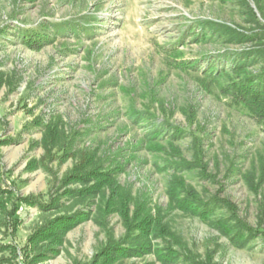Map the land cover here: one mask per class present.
<instances>
[{"label": "rangeland", "instance_id": "rangeland-1", "mask_svg": "<svg viewBox=\"0 0 264 264\" xmlns=\"http://www.w3.org/2000/svg\"><path fill=\"white\" fill-rule=\"evenodd\" d=\"M34 33L38 48L25 42ZM246 78L264 83V0H0V192L14 197L0 244L17 248L0 264H24L30 236L59 216L88 218L57 251L37 244L35 264H98L126 238L108 188L82 196L93 182H63L91 160L130 195L131 215L140 205L167 226L152 248L177 253L113 264H264V128L223 91ZM51 124L61 141L49 155ZM176 181L203 215L172 202ZM16 197L57 204L21 203L15 220Z\"/></svg>", "mask_w": 264, "mask_h": 264}, {"label": "trees", "instance_id": "trees-1", "mask_svg": "<svg viewBox=\"0 0 264 264\" xmlns=\"http://www.w3.org/2000/svg\"><path fill=\"white\" fill-rule=\"evenodd\" d=\"M25 42L32 48H38L43 44V37L38 34H29L25 37ZM224 92L229 93L234 104L246 108L252 116H254L258 122L264 128V83L255 82L254 79H232L230 80L229 86L223 89ZM43 146L46 152L50 155L61 141L59 127H55L52 124L46 125L44 129ZM2 143V141H0ZM67 153H62L59 156L61 160L67 157ZM94 161H88L86 164L81 162L74 172L67 175L63 182L68 185L75 181L81 182H93L90 188L82 189L77 191L78 194L85 196V194L91 193H103V188H108L110 195L106 196L104 192V205L108 211H118L121 215L125 227L127 228L126 238L121 241L120 244H109L106 248L102 249L96 256L95 262L98 264H113L118 258L125 257L133 254H143L145 252H154L156 256L164 263L172 262L175 260L176 252L170 248H152L150 242V236H165L171 235L169 229L165 224L160 221V217L152 215L146 212L145 208L137 205L133 215L130 210V195L120 188L114 180V177L109 172H103L98 166H95ZM173 190H177L178 186H184L182 182L176 181ZM174 191L172 195V202L177 207L183 208L185 211H190L194 214L203 215L205 211H202L198 204L196 196L189 192L188 196L181 199L178 193ZM65 193L72 194L73 191L67 190ZM2 200L0 206L2 210H5L7 203L5 199L10 200L14 198L11 192L2 191L0 192ZM16 203L14 204L13 211L9 213L15 220H18L17 210L21 203H27L30 205H38L40 208H50L57 204V200L53 203L45 204L41 203L37 197H16ZM88 215L86 213H76L73 215H65L54 218L49 221L45 226L39 228L30 236V243L25 247V255L23 257L24 264H35L39 260H43V253L38 251L35 253V247L41 242L46 243L47 250L57 251L63 243L64 235L67 231L72 229L76 224L86 220ZM18 223L13 226V230L18 229ZM226 229V227H223ZM12 230V232H13ZM134 246L125 247L124 245ZM43 246V245H41ZM0 252H8L13 258L16 259L17 248L12 244H0ZM176 253V254H175ZM29 259V261H28ZM38 260V261H37ZM202 264V263H198Z\"/></svg>", "mask_w": 264, "mask_h": 264}]
</instances>
